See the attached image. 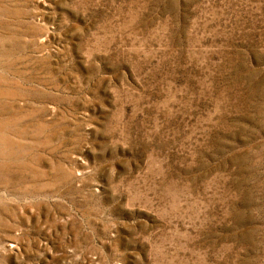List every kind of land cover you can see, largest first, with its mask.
I'll return each instance as SVG.
<instances>
[{"label": "rangeland", "instance_id": "1", "mask_svg": "<svg viewBox=\"0 0 264 264\" xmlns=\"http://www.w3.org/2000/svg\"><path fill=\"white\" fill-rule=\"evenodd\" d=\"M0 264H264V0H0Z\"/></svg>", "mask_w": 264, "mask_h": 264}]
</instances>
